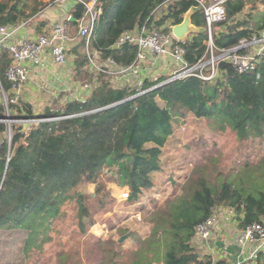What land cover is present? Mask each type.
Returning a JSON list of instances; mask_svg holds the SVG:
<instances>
[{
    "label": "trees",
    "instance_id": "trees-1",
    "mask_svg": "<svg viewBox=\"0 0 264 264\" xmlns=\"http://www.w3.org/2000/svg\"><path fill=\"white\" fill-rule=\"evenodd\" d=\"M53 1L0 0V25L29 20L45 11ZM165 1L102 0L101 15L89 40V52L96 51L101 60L110 58L123 67L131 65L136 56L135 47L125 45L112 49V46L122 33L142 25L150 12ZM257 3L264 5V0H235L225 4L226 21L214 24L212 29L213 43L218 50L231 49L240 40L249 39L264 29V12L259 11ZM249 4L254 11L249 19L253 28L249 21L237 19ZM196 6L193 0H177L171 6L174 11L171 18L177 25ZM83 13L84 7L76 5L70 13L75 22L66 19L65 23L76 26ZM191 23L203 29L201 10L191 16ZM205 42V33L189 36L184 44L189 66L203 56ZM84 45L85 39H79L77 48ZM77 48L73 49L77 54L74 78L90 80L87 56ZM10 64L11 55L0 48V92L7 94L11 85L6 71ZM220 70L222 78L215 83L188 78L123 103L120 102L133 93L128 89L114 90L101 81L83 102H69L55 111L46 109L42 113L46 120L29 129L20 123L10 124V142L3 140L0 147V232L21 234L22 251L30 252L31 247H40L50 240L52 224L61 215V208L69 204L76 210L77 229L84 234L94 224V214L103 210L110 199L106 186L99 183L106 166L117 168V184L129 191L126 202L140 203L145 192L153 187V174L160 170L158 161L172 134V117L179 114L225 121L242 137H264V58L252 73L238 74L224 63ZM150 86L145 82V88ZM7 108L8 114L0 102V120L7 115L19 118L34 114L21 101L8 103ZM6 128L0 122V134ZM202 167L192 173L180 195L156 210L142 247L125 264L159 261L226 264L200 258L192 245L195 227L220 207L241 215L237 218L240 230L254 223L263 224L264 190L252 194L231 182L212 185ZM86 184H97L93 198L76 190ZM111 263L121 264L118 260Z\"/></svg>",
    "mask_w": 264,
    "mask_h": 264
},
{
    "label": "rangeland",
    "instance_id": "rangeland-1",
    "mask_svg": "<svg viewBox=\"0 0 264 264\" xmlns=\"http://www.w3.org/2000/svg\"><path fill=\"white\" fill-rule=\"evenodd\" d=\"M72 32L75 36L76 30ZM91 76L90 80L83 77L77 82H90ZM99 80L110 85L111 77L101 75ZM171 126L172 134L158 161L160 170L153 174V187L145 192L144 200L137 204L119 202L122 188L117 184V168L106 166L99 183L106 186L110 199L103 210L94 214V224L84 234L77 229L75 208L65 204L52 224L50 240L31 247L30 252L23 253L21 234L0 232V264L128 263L142 243L140 239L132 242L130 236L136 229L148 234L154 223L150 217L180 195L192 173L202 166L212 185L231 182L252 194L264 190V137H242L225 121L197 119L189 114L172 117ZM7 130L0 134V140L7 141ZM96 185L86 184L76 190L93 198ZM127 233L131 235L118 244Z\"/></svg>",
    "mask_w": 264,
    "mask_h": 264
},
{
    "label": "built area",
    "instance_id": "built-area-1",
    "mask_svg": "<svg viewBox=\"0 0 264 264\" xmlns=\"http://www.w3.org/2000/svg\"><path fill=\"white\" fill-rule=\"evenodd\" d=\"M175 1L177 0H166L156 6L142 25L118 37L112 49H119L125 45L136 49L134 62L126 67L118 65L110 58L101 60L100 53L96 51L89 52V40L101 15L102 0L53 1L52 6L67 5L70 10L78 4L84 7L83 15L76 21L75 37L70 36L67 24L63 22L55 24L40 36L27 35V25L31 19L16 25H0V48L11 55V64L6 71V78L11 87L8 94L3 90L0 92L1 103L6 108L7 114L8 103L17 104L21 101L22 89L29 77V68L24 64L25 61L36 67H43L45 56L49 54L56 66L64 67L67 64L69 46L74 39H85L83 49L88 60L86 67L92 79L90 82H76L70 102H83L89 97L99 85L101 75L111 77L110 88L128 89L133 93L131 97L136 98L165 84L188 78L215 83L222 78L220 70L222 63L231 66L238 74L252 73L256 70L257 65L264 58V29L252 34L249 39L240 40L238 45L231 49L218 50L213 43V25L226 21L225 4L235 0H193L197 4L195 8L203 13L206 42L203 56L195 65L189 66L185 60L184 44L190 35L185 40H178L172 33V27L176 24L171 18L174 13L171 6ZM152 66H162L163 73H151ZM145 82L150 83L151 86L145 88ZM23 122L27 121L23 120ZM10 131L9 126L8 143L11 139ZM2 143L3 140H0V147ZM119 195L117 200L126 202L129 198L128 189L122 188ZM229 211L235 214L232 209ZM215 222L216 215L213 213L195 227L194 239H208ZM237 242L241 246L257 243V247L248 257L249 262L255 263L259 251L264 249V225L254 223L240 230Z\"/></svg>",
    "mask_w": 264,
    "mask_h": 264
},
{
    "label": "crops",
    "instance_id": "crops-1",
    "mask_svg": "<svg viewBox=\"0 0 264 264\" xmlns=\"http://www.w3.org/2000/svg\"><path fill=\"white\" fill-rule=\"evenodd\" d=\"M41 1L49 2L50 0ZM256 7H258L259 11L264 12V5L257 3ZM70 13L71 10L67 5L64 7L51 5L45 11L31 18L27 25V35H43L55 24L65 23V20L71 17ZM252 15H254V11L251 10L249 4L238 15L237 19L249 21ZM41 24L44 26L39 28ZM249 25L253 28V22L249 21ZM67 27L68 33H71L70 36L75 37L72 36L74 35L72 31L75 32L76 26L67 25ZM77 46H79V39H74L69 46L67 64L64 67L56 66L49 54L45 56L43 67H36L30 62L25 61L24 64L29 68V77L22 89L21 102L29 105L33 113L42 114L46 109H56L71 101L72 95L75 92L74 85L77 82L74 78L77 54L73 52V49L77 48ZM77 49L81 53L84 52L82 47ZM150 72L162 74L163 67L152 66ZM214 214L216 215V222L211 229L208 239H193L192 241L193 248L199 257H207L213 263L223 261L226 264H264V249L258 253L259 262L251 263L248 261L249 254L257 247V243L241 246L237 242V235L240 232L237 218H241V215H233L229 209L223 207L217 208ZM150 220L152 222L154 217L151 216ZM123 223L128 224V220H124ZM135 233L130 236L129 240L138 242L137 240L140 239L142 247L143 241L148 234L138 229L135 230ZM140 248H135L134 251H138ZM154 264L163 263L159 261Z\"/></svg>",
    "mask_w": 264,
    "mask_h": 264
},
{
    "label": "water",
    "instance_id": "water-1",
    "mask_svg": "<svg viewBox=\"0 0 264 264\" xmlns=\"http://www.w3.org/2000/svg\"><path fill=\"white\" fill-rule=\"evenodd\" d=\"M196 10L197 9L195 7H192L188 12H186L184 14L181 23L172 27V33L178 40H185L189 35L205 32L204 29L197 28L194 25H192V23H191V16L196 12ZM69 20L74 21V19L72 17H69ZM134 98L135 97H129L128 99H126L120 103L130 101ZM120 103H118V104H120ZM116 105L117 104L111 105V106H108L104 109H109V108L114 107ZM23 120H26L27 122H23ZM45 120L46 119L42 118V115H30V116L21 115L19 118L18 117L11 118L9 116H6V118L4 119V123L7 125L8 131H9V126L12 123H21L24 128L29 129L32 127V125H36L37 123L45 121ZM130 235H131V233H127L124 236L120 237L118 239V244H121Z\"/></svg>",
    "mask_w": 264,
    "mask_h": 264
}]
</instances>
